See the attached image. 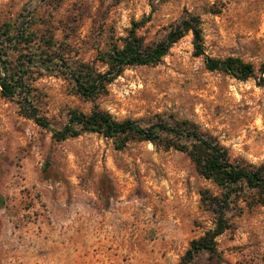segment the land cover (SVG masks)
<instances>
[{
	"label": "rangeland",
	"instance_id": "1",
	"mask_svg": "<svg viewBox=\"0 0 264 264\" xmlns=\"http://www.w3.org/2000/svg\"><path fill=\"white\" fill-rule=\"evenodd\" d=\"M188 15L200 18L208 56L264 61V0H0L1 29L36 22L31 28L52 34L68 63H92L133 21L148 19L137 33L156 42ZM31 86L55 128L69 111L95 106L142 125L188 120L232 161L264 165V85L208 71L190 33L157 65L125 67L93 100L56 75ZM205 191L221 189L180 151L137 140L117 149L96 133L56 142L19 113L16 98L0 96V264H182L190 241L213 227ZM256 200V191L239 193L216 255L201 252L187 264H264V203Z\"/></svg>",
	"mask_w": 264,
	"mask_h": 264
},
{
	"label": "trees",
	"instance_id": "2",
	"mask_svg": "<svg viewBox=\"0 0 264 264\" xmlns=\"http://www.w3.org/2000/svg\"><path fill=\"white\" fill-rule=\"evenodd\" d=\"M148 21L145 18L131 22L132 26L125 36L111 40L102 50H96L92 63H68L63 54H56V41L52 34L42 36L31 28L36 24L34 21L30 23L31 26H19V29H15L14 24L7 21L4 28H0V96L5 99L16 98L19 113L49 131L51 139L56 142L76 138L83 133H96L111 139L117 149H122L130 140H137L184 153L200 176L211 180L221 189L219 196H211L208 191L201 194V201L207 203L214 214V223L203 236L190 241L181 258V263L187 264L201 252L209 256L216 255L215 239L230 228L226 212L239 193L244 190L256 191V202L264 203V165L232 161L224 146L205 135L196 124L188 120L142 125L129 118L117 120L107 111L95 106L89 113L69 111L66 122L55 128L40 114L32 93L31 81L47 73L68 79L77 96L83 100H93L105 93L107 85L125 67L157 65L172 45L188 33L192 35L194 56L202 58L208 71L222 72L241 81L251 78L258 86L264 85V61L255 66L235 56L214 58L205 54L198 16L188 15L182 18L171 25L164 37L156 42H146L137 33ZM13 29L15 32H12ZM10 43H14L15 48H10ZM10 51H18L16 60L9 58ZM96 62L104 66L105 70H100Z\"/></svg>",
	"mask_w": 264,
	"mask_h": 264
}]
</instances>
